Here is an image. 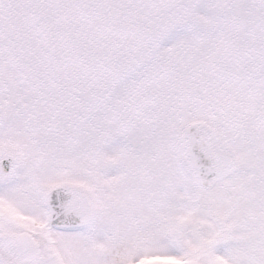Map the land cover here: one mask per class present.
Segmentation results:
<instances>
[{"label":"snow or ice","instance_id":"snow-or-ice-1","mask_svg":"<svg viewBox=\"0 0 264 264\" xmlns=\"http://www.w3.org/2000/svg\"><path fill=\"white\" fill-rule=\"evenodd\" d=\"M0 264H264V0H0Z\"/></svg>","mask_w":264,"mask_h":264}]
</instances>
